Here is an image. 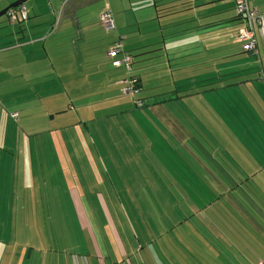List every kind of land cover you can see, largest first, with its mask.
Instances as JSON below:
<instances>
[{
    "label": "crops",
    "instance_id": "0c3cea01",
    "mask_svg": "<svg viewBox=\"0 0 264 264\" xmlns=\"http://www.w3.org/2000/svg\"><path fill=\"white\" fill-rule=\"evenodd\" d=\"M12 1L14 0H0V10ZM138 1L140 9L138 14L135 12L137 26L126 28L129 23L124 16L125 26L120 20L116 22L120 31L115 37L100 32L98 36L92 31L102 25L98 21L99 9L96 11V8L92 10V18L83 17L81 20L78 15L81 7L71 6L68 10L71 13L68 23L62 28L59 24L62 21L56 27L49 24L47 9L40 13L37 5L29 6V10L24 5L27 14L25 19L19 17L12 21L6 14L5 21L9 24L2 23L3 21L0 24L1 152L9 156L13 167L17 165L14 156L21 155L24 145L29 147V156L35 153L32 134L27 130V125L31 123L24 117L19 118L15 95L10 94L15 89L8 91L5 87H11L17 76L29 83L26 76L31 71H53L54 78L52 77L48 86V80H44V76L37 77L36 85L41 89L33 91L36 96H31V102L33 107H37L39 100L43 109L49 110L47 114L36 110L40 122L46 126L45 131L65 130L68 138L63 139L65 149L62 151L70 150L76 155L96 157L99 155V148L92 146L90 140L93 134L99 137L100 145L103 143L102 135L107 140L119 138L121 147L131 145L133 156L143 155L147 158L151 171L155 166L159 171H168L171 176L166 174V177L170 187L187 189L190 193L185 198L187 204L189 207L194 204L199 205V208L203 207L205 216H208V212L221 215L225 204L220 209L217 208V212L212 200L203 204L201 201L208 198L204 192L190 190L195 188L194 174L186 181L178 176L177 166L181 165L178 157H185L193 166V172H201L208 182L216 179L221 196L228 194L232 197L236 189L244 188L239 181L237 185L234 182L229 184L234 173L253 172L249 176L254 177L249 182L253 189L246 190L245 193L253 194L260 202L254 201L244 206L242 211L238 202L233 201L232 205L237 212L243 215L249 213L252 218L258 219L259 216H253L257 211L264 215V159L253 148L258 145L257 139H264V17L256 30L258 52L252 53L244 51L238 39L241 20L236 14L234 0ZM138 1L135 0L136 7ZM249 3L264 15V0H249ZM71 22L74 29L72 37L70 35L73 31L69 26ZM85 30H90L97 38H89L86 43L82 36ZM57 32L62 34L64 41L51 39ZM119 35L122 36L124 50L137 56V65L132 73L139 80L143 107L132 106L131 97L119 91L121 80L126 78L127 73L132 74L124 67L114 65V60L108 55V50L117 42ZM17 54H20V61ZM18 65L23 66L24 70L14 71L13 68ZM80 71H89L91 78L87 81L90 88L82 86L84 82L80 77L83 74ZM65 81L76 85L69 88L75 93H102L101 100L93 101L101 108L96 111L117 109L122 131L116 135L112 134L113 131L108 134L105 126L115 124V121L91 117L88 103L92 100L85 99V96L82 104L86 109L83 119L71 122L65 116L58 117L56 114L65 109L57 108L61 100L58 92L62 91ZM130 107L136 108V123L129 116ZM124 112L126 114L123 115ZM12 113H17V117L12 118ZM86 122L92 123L95 132L87 129ZM53 123L57 126L51 127ZM132 125L143 135L134 131ZM159 132H163L161 139L164 140L160 151L147 156L142 154L137 141L150 138L151 133L155 138ZM87 134L90 135V140L84 142L82 136ZM167 134L168 138L165 136ZM68 140L73 141V147L68 145ZM75 142L79 143L78 149L80 152L83 149V154L74 148ZM45 143L48 148L49 141L45 140ZM85 144L87 148H83ZM102 146H105L101 149L107 155L106 144L103 143ZM110 146L117 148V144ZM22 150L23 156H28L24 155V147ZM52 150L49 156H55ZM114 151L120 152L122 156L120 168L115 167L114 171L120 169V178L130 181L129 188H137L139 180L133 174L137 162L132 163L133 160L122 148L120 151L110 152ZM47 152L49 150H41V153ZM91 162L90 160L87 168L88 171L91 170L88 181H105L103 173L111 177L107 169L102 170L100 166L96 169ZM2 173L5 174L3 180L6 181L10 171ZM72 177L73 181L79 180L75 171ZM174 180L180 185L173 186ZM69 192L74 205L82 204L80 191ZM222 218L225 220V217ZM77 219L81 222L79 214ZM220 223L222 225L224 222ZM205 232L217 237V232L221 230L208 228ZM113 252L117 258L112 261L105 262L98 258L93 262L83 261L80 264H136L125 258L124 249L114 247ZM74 264L78 263L75 261Z\"/></svg>",
    "mask_w": 264,
    "mask_h": 264
},
{
    "label": "rangeland",
    "instance_id": "374dc122",
    "mask_svg": "<svg viewBox=\"0 0 264 264\" xmlns=\"http://www.w3.org/2000/svg\"><path fill=\"white\" fill-rule=\"evenodd\" d=\"M139 4L138 1L136 7L135 0H27L24 3L28 6V10L31 5H37L40 13H44L47 9L49 24L56 27L58 22L62 21L59 23L61 28L68 23L67 19L71 15L68 10L71 6L81 7L78 11L81 20L83 17L92 18L94 15L92 10L99 9V23H101V11L108 9L114 20V28L106 29L100 24L92 31L98 36L100 32L103 35L111 34L113 37L120 31L116 22L120 20L123 25L124 16L129 24L123 26L126 28L137 26L135 12L138 14ZM5 19L6 14L0 17V24L2 21L9 24ZM69 26L73 31L70 35L72 37L73 23L71 22ZM47 33L51 34L49 31ZM82 36L86 43L89 38H97L90 30L83 31ZM55 38L64 41L59 32L51 39ZM116 41L115 44H121L122 36H117ZM121 47L124 50L123 43ZM127 53L132 59L131 69L128 70L124 65L121 67L132 73L137 65L135 60L137 56H132L133 53L129 51ZM19 55H16L18 61H20ZM120 57L121 55L118 54L111 58ZM13 70L23 71L24 67L18 65ZM80 72L83 74L80 77L84 82L82 86L90 88L87 81L91 78L88 75L89 71ZM129 75L127 73L126 77L130 78ZM38 76H44V80H48L47 86L51 83L52 77L54 78L53 71H31L26 76L29 83L17 76L11 87H5L8 91L15 89L10 94L15 95L17 109L20 112L19 118L24 117L28 123H31L27 125V130L32 134V148L35 153L29 156V147L24 145V155L28 156H23L22 147L21 155L14 156L17 165L13 167V161L9 160V156L1 152L0 142V180L2 179L0 181V264H74L75 261L80 264L83 261L93 262L98 258L109 262L117 258L113 252L114 247L118 250L124 249L125 258L136 264H254L258 260L264 261V215L261 211H257L253 216L257 215L259 218L254 219L249 213L243 215L237 212L232 205L233 201L238 202L242 211L244 206L259 201L253 194L245 193L246 190L253 189L249 184L254 178L249 177L253 172L240 171L231 176L229 184L234 182L237 185L239 181L240 186H244L236 189L232 197L228 194L221 196L218 193L219 185L216 179L208 182L202 177L201 172H194L196 191H202L208 197L201 202L206 204L209 199L212 200L216 212L217 208L220 209V206L225 204L224 212L221 213L225 220L220 214L211 212L205 216L203 207L199 208L196 204L189 207L185 198L179 195L180 188L170 187L166 177V174L170 175L168 171H159L157 166L151 171L147 158L143 155L133 156L131 145L121 147L119 138L107 140L102 135L103 143L107 146V155H104L101 147L105 148V146H102L103 143L100 145V139L96 134L91 137L93 141L88 134L82 138L84 142L90 140L92 146L99 148L98 156L84 157L73 154L70 150L62 151L65 149L63 139L68 138L65 130L45 131L46 126L40 122L36 110L42 111L43 114H47L49 110L43 109L39 100L37 107L32 106L31 96H36L33 91L41 89L36 85ZM74 87H76L74 83L67 84L65 81L61 87L62 91L58 92L61 100L57 108H65L64 111L56 114L58 117L65 116L66 120L71 122L83 119L86 109L82 104L85 96V99L92 100L88 103L91 117L115 121V124L105 126L108 134L113 131L112 134L116 135L122 131L117 109L96 111L101 108H98L97 103L93 101L101 100L102 93L89 91L75 93L69 89ZM123 87L125 86L121 84L119 91L130 96L132 106L137 107L136 97L133 96L135 93L126 94L122 90ZM135 111L136 108H131L129 116L136 123ZM110 113L112 114L109 115ZM86 123L87 129L90 128L95 132L92 123ZM55 126L56 123L51 125V127ZM96 126L99 127L97 123ZM132 127L138 132L137 129L135 130V125ZM140 134L143 135L142 132ZM168 134L165 135L166 138ZM162 135L163 132H159L154 138L151 133L150 138L138 140L137 146L140 152L147 156L160 151L161 144H164ZM45 140L49 141L48 148ZM72 142V140L67 141L70 147H73ZM257 143L258 145L253 149L264 159V139H257ZM78 144L75 142L74 148L78 149ZM110 144H117V148L113 149ZM83 148H87V144ZM121 148L131 157L132 163L137 162L133 173L139 180L137 188H129L130 181L120 178V169L114 171L115 167L120 168L122 156L120 152L110 151H120ZM42 149L49 152L41 153ZM51 149L55 156H49ZM78 150V153H84L83 149L81 152L80 149ZM90 160L92 165L95 164L94 168L100 166L102 170L107 169L111 177L103 173L105 181L92 179L88 181L91 170L88 171L87 168ZM12 168L14 170H11ZM6 170L10 171V176L4 181L5 174L2 172ZM74 171L79 180L73 181ZM6 175L8 176V172ZM172 185L178 186L180 183L174 180ZM69 191H80L82 204L74 205ZM77 214L81 222L77 219ZM218 221L224 223L221 225ZM208 228L214 231L219 228L221 232H217V237H214L211 233L205 232Z\"/></svg>",
    "mask_w": 264,
    "mask_h": 264
},
{
    "label": "built area",
    "instance_id": "2783aa9c",
    "mask_svg": "<svg viewBox=\"0 0 264 264\" xmlns=\"http://www.w3.org/2000/svg\"><path fill=\"white\" fill-rule=\"evenodd\" d=\"M234 8L238 17H240L241 25L238 29V39L242 44V49L247 52L257 53V36L256 30L261 24L264 15L258 11L257 8L250 5L249 0H234ZM17 9V11H16ZM10 20H16L19 17L25 19L27 14L24 5L18 6L17 8H11L6 13ZM100 21L106 29L114 28L113 17L108 9H104L100 13ZM120 54L121 57L113 59V64L116 66L124 65L128 70L131 69V56L129 53L124 51L121 44H115L108 50L110 57H115ZM130 78L126 77L121 80V84L125 87L122 88L123 92L135 93L133 96L136 97L135 104L141 106L143 101L139 96L140 85L139 80L135 75H129ZM17 113H12L11 117L16 118ZM255 264H264L263 260H258Z\"/></svg>",
    "mask_w": 264,
    "mask_h": 264
},
{
    "label": "trees",
    "instance_id": "16d2710c",
    "mask_svg": "<svg viewBox=\"0 0 264 264\" xmlns=\"http://www.w3.org/2000/svg\"><path fill=\"white\" fill-rule=\"evenodd\" d=\"M143 101V99H142ZM144 105V102L142 103L141 106H137V107H143ZM178 159L181 161V165H178V170H179V173H178V176L183 179V180H189L191 178V176H193L194 172H193V166L191 165V163H189V161L183 157V156H180L178 157ZM190 190H194L195 191V188H192ZM196 192V191H195ZM190 193L187 192V189L185 188H180L179 190V195H182L184 198H186V196H188ZM246 214V213H245ZM244 214V215H245ZM219 222V221H218ZM220 223V222H219ZM221 224V223H220Z\"/></svg>",
    "mask_w": 264,
    "mask_h": 264
},
{
    "label": "water",
    "instance_id": "95a60500",
    "mask_svg": "<svg viewBox=\"0 0 264 264\" xmlns=\"http://www.w3.org/2000/svg\"><path fill=\"white\" fill-rule=\"evenodd\" d=\"M27 0H14L9 3L6 7L0 10V17L7 13V11L11 8H17L18 6L24 5Z\"/></svg>",
    "mask_w": 264,
    "mask_h": 264
}]
</instances>
